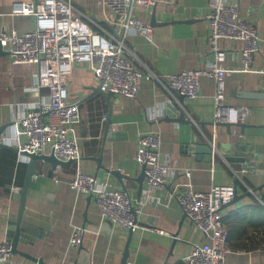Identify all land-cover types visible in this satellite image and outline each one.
<instances>
[{
	"label": "crops",
	"instance_id": "1",
	"mask_svg": "<svg viewBox=\"0 0 264 264\" xmlns=\"http://www.w3.org/2000/svg\"><path fill=\"white\" fill-rule=\"evenodd\" d=\"M17 1L21 0H0V30L21 33L33 26L32 15L13 12ZM72 1L87 17L111 31L104 19L94 15L96 19L83 9L85 4ZM228 1L237 2L239 14L256 26L259 35V50L253 57L256 71L241 70L237 42L222 41L228 68L225 99L248 107L249 114L242 124L228 128L214 122L212 78L201 76L199 94L184 97L181 104L179 94L164 85L167 74L204 66L212 59L207 40L208 0H157L150 7H137L134 13L144 21L149 22L154 13L153 40L139 32H124L125 55L136 67L150 70L156 77H142L134 98L119 94L109 98V118L116 127L110 125L112 133L107 139L103 135L106 118L101 117L107 115L108 103L100 92L92 93L97 84L89 67L73 66L66 87L68 99L77 101L80 109V120L74 124L80 157L54 168L47 161L37 160L39 172L29 182L23 211V218L31 225L19 234L20 250L42 258L46 264H122L125 250V263L129 264H187L184 256L192 245L208 237L183 212L173 192L204 191L214 184L232 183L239 197L222 208L227 229L225 262L264 264V0ZM87 21L95 27L91 20ZM36 72V64L12 65L6 53L0 54V124L9 123L7 134L13 132L14 117L46 99L47 90L38 87ZM167 102L183 107L186 121L163 119ZM148 129L160 132V159L170 166V175L161 189H147L143 179L138 195L139 181L134 177L141 165L134 151L138 132ZM207 143L215 150L213 158L208 157ZM12 152L13 175L0 183V239H12L19 206V200L11 196L12 187L22 185L28 160ZM219 152H246L253 168H242L237 161L227 162ZM77 168L95 174L101 184L110 188L121 187L112 169L132 176L126 190L133 205L140 208V223L130 234L127 228L102 216L93 199L87 200V194L68 186ZM74 225L84 226L78 247L69 243ZM34 263L37 262L20 253H12L9 262L0 264Z\"/></svg>",
	"mask_w": 264,
	"mask_h": 264
},
{
	"label": "built area",
	"instance_id": "2",
	"mask_svg": "<svg viewBox=\"0 0 264 264\" xmlns=\"http://www.w3.org/2000/svg\"><path fill=\"white\" fill-rule=\"evenodd\" d=\"M157 0H95L104 11V22L114 28H102L98 20L87 17L74 7L72 0H21L14 3L13 12L30 14L33 26L21 33L0 30V45L7 51L10 64H36L38 87L47 90L46 99L36 102L26 113L12 119L13 132L1 133L0 140L14 146L18 157L25 151L52 152L59 159L77 161L80 150L74 134V124L80 120L78 102L68 99L67 78L75 64L89 67L100 90L134 98L142 77H156L150 70L136 67L125 55L120 33L139 32L153 40V25L138 17L137 7L147 8ZM210 33L207 40L212 59L196 66L166 75L165 88L187 98L200 92V77L214 80V122L245 120L249 109L233 105L225 99V48L223 39L237 42L242 62L241 70L256 71L254 54L259 50V35L255 25L244 19L235 1L208 0ZM91 20L95 27L87 19ZM168 99V98H167ZM181 104V103H180ZM183 108V107H182ZM102 120L105 116L102 115ZM161 135L157 129L139 131L134 158L144 165V181L149 188L161 189L170 175V166L160 159ZM214 149L211 156H214ZM186 174H189L186 171ZM57 181L56 176H53ZM68 186L90 194L102 216L124 228H134L140 208L133 205L127 190L107 187L95 174L76 169ZM18 186L12 190H18ZM235 194L232 183L214 184L208 190L180 189L173 192L183 212L195 227L208 238L192 245L184 256L187 264H226L227 230L222 221L221 205ZM156 230L163 232L159 228ZM84 226L74 225L69 243L78 247ZM11 238L0 239V263L11 257ZM38 264V263H34ZM125 264H129L128 262Z\"/></svg>",
	"mask_w": 264,
	"mask_h": 264
},
{
	"label": "water",
	"instance_id": "3",
	"mask_svg": "<svg viewBox=\"0 0 264 264\" xmlns=\"http://www.w3.org/2000/svg\"><path fill=\"white\" fill-rule=\"evenodd\" d=\"M149 23L151 25H155L156 24L154 13L151 16ZM111 29H112V31H114V28H111ZM122 35H123V33L121 32L120 36H122ZM4 53L7 54V51L0 45V54H4ZM94 92H100L101 95L103 96V98L108 103V106H109L108 113L105 116L106 120H105V123H104V134H103L104 138L106 137L108 139V137L110 135L109 133L111 132V131L109 132L110 125H113L114 127H116L115 124L111 123L110 118H109L111 107H112V104H111L109 98L111 96H113L114 93H112L110 91L104 92V91L100 90L98 85H96L95 87L92 88V93H94ZM183 98H184L183 95H181V94L178 95V101L180 103L183 101ZM185 117H186L185 116V111H184V109L182 107L176 106L175 102H172V103L171 102H167L166 103V114L163 116V119H165V120L186 121V120H184ZM215 123L216 124L223 123L228 128L231 125H235V124L241 125L242 124L241 121H238V122L219 121V122H215ZM8 124L9 123H7V122L0 124V134L5 132V129H6ZM114 133L115 132H113V134ZM206 146H207V150H208L207 154H208V157L210 158L213 148L211 147V145L209 143H207ZM0 148H8V149L16 152V148L14 146H12L10 144H7V143H5V142H3L1 140H0ZM219 153L221 155H223V159L225 161H227V162L228 161H237V162H241V167L242 168H248V169L249 168L250 169L253 168V165L249 164V162H248L249 154L246 153V152L240 153V154H238V153L237 154H231V153L222 154V152H219ZM22 154L25 155L28 158L27 166H26V170H25V174H24V178H23V182H22V185L19 187L18 190H12V192H11V196L13 198H16V199L19 200V206H18L15 230H14V233H13V236H12V239H11V252L12 253H20L23 256L28 257L29 259L34 260L35 262H37L39 264H46L42 260V258L36 257V256H32L28 252L20 250L17 247L18 241H19V238H20V235H19L20 232L26 230L27 229L26 228L27 225H31L30 222H28L27 220H25L23 218L26 191H27V188H28V185H29V182H30L32 176L38 174V172H39L37 167H36V163H37L38 159H41V160L49 162L51 164L52 168H54L56 165H62V164H65V163L72 162L74 160H72V159H67V160L59 159L56 156H54V154L51 151L50 152H45V153H36V152H27V151H25ZM97 161H98V159H97ZM99 165H101V164L99 163ZM143 169H144V165L142 164L140 172L138 173L137 176L134 177V179L139 181V185H138V188H137L138 195H140L141 190H142V183L141 182L144 179V170ZM112 171H113L112 173L116 176V178L120 182V186L122 188L126 189V182H127L128 179H131L132 176L129 175V174L121 173L120 170L117 169V168L112 169ZM233 185L235 186V184H233ZM87 196H88L87 200H90L91 195L88 194ZM238 197H239V195L237 194L236 186H235V194H234L233 198L228 203L236 200ZM228 203H225V204L221 205V208H223ZM131 230H132V228H128L129 234H130ZM126 254H127V252L125 250L124 254H123V258H122V264L125 263V258L124 257H126L125 256Z\"/></svg>",
	"mask_w": 264,
	"mask_h": 264
},
{
	"label": "trees",
	"instance_id": "4",
	"mask_svg": "<svg viewBox=\"0 0 264 264\" xmlns=\"http://www.w3.org/2000/svg\"><path fill=\"white\" fill-rule=\"evenodd\" d=\"M3 156L4 158L7 159L4 160ZM10 157L11 158L13 157V152L11 150L7 148H0V183H3L6 178H10L13 175V166H12L13 164H12V160H10ZM21 175H22V171H21ZM226 241H227V237H226Z\"/></svg>",
	"mask_w": 264,
	"mask_h": 264
},
{
	"label": "rangeland",
	"instance_id": "5",
	"mask_svg": "<svg viewBox=\"0 0 264 264\" xmlns=\"http://www.w3.org/2000/svg\"><path fill=\"white\" fill-rule=\"evenodd\" d=\"M78 1L79 2H82L83 4H85V6H84L83 9L86 12H90L91 14H93V16L95 15V16H97L101 20L103 19L102 18V15L104 16L106 14L104 11H102L101 9H99L97 7V4H96L95 0H77V2ZM72 3L74 5V7H76L77 9H79L81 12H83L85 14V12L78 6V4H75L73 1H72ZM101 12H102V15H101ZM97 17H95V18L97 19Z\"/></svg>",
	"mask_w": 264,
	"mask_h": 264
}]
</instances>
